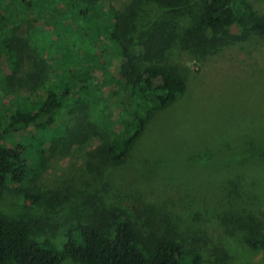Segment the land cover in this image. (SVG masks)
Segmentation results:
<instances>
[{"label": "trees", "instance_id": "16d2710c", "mask_svg": "<svg viewBox=\"0 0 264 264\" xmlns=\"http://www.w3.org/2000/svg\"><path fill=\"white\" fill-rule=\"evenodd\" d=\"M262 3L131 0L122 8L112 0H0V198L15 185L23 200L38 199L31 186L40 159L96 137V155H87L125 163L156 114L190 89L172 61L175 49L205 59L253 35L264 38ZM251 144L252 161L264 162V142ZM246 153L228 159L231 177L219 180L218 189L234 202L215 221L264 251V184L232 170ZM204 155L197 160L211 159ZM203 205L206 216L217 214ZM187 212L146 232L117 209L102 220L73 222L63 243L35 239L29 222L0 213V264H203L205 251L186 232L185 219L194 214ZM169 225L178 229L165 230ZM215 249V264H233L226 245Z\"/></svg>", "mask_w": 264, "mask_h": 264}, {"label": "rangeland", "instance_id": "374dc122", "mask_svg": "<svg viewBox=\"0 0 264 264\" xmlns=\"http://www.w3.org/2000/svg\"><path fill=\"white\" fill-rule=\"evenodd\" d=\"M112 1L123 8L131 0ZM260 7L264 9V3ZM178 52L175 49L171 58L183 68L181 75L189 79L190 89L181 101L156 114L125 163L113 166L87 155L88 151L96 155L99 137L60 155L46 154L35 168L38 178L31 186L38 199L23 200L18 187L10 185L0 198V213L29 222L35 239L63 243L73 222L102 220L117 209L146 232L166 216L192 210V221L185 219L190 229L186 232L189 241L205 251L203 264H215L218 244L232 251L233 264H264V251L230 237L215 221L234 202L231 194L220 195L218 189L219 180L227 183L231 177L228 159L242 156L238 154L248 148L246 162L236 161L233 173L264 184V162H253L249 150L251 143L264 142V38L253 35L205 59ZM16 91L29 95L21 87ZM204 154L211 159L197 160ZM205 202L211 213H217L213 218L204 214ZM172 227L176 226L164 229H178Z\"/></svg>", "mask_w": 264, "mask_h": 264}]
</instances>
